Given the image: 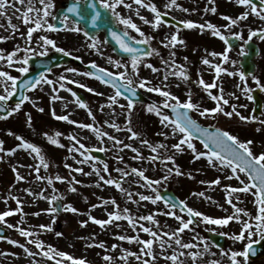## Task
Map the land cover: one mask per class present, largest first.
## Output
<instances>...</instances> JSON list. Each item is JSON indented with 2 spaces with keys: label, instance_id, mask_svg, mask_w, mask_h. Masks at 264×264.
<instances>
[{
  "label": "rangeland",
  "instance_id": "rangeland-1",
  "mask_svg": "<svg viewBox=\"0 0 264 264\" xmlns=\"http://www.w3.org/2000/svg\"><path fill=\"white\" fill-rule=\"evenodd\" d=\"M68 1L52 0L55 7L51 9L52 15L46 18L49 23H54L53 16H55L56 11ZM12 2L13 0H9V6L6 7L5 12L0 13V37H6V39L0 40V51L5 56L15 51L17 47L20 51L16 52L11 67L6 60L0 61V70L7 71L10 75L18 78L23 75L24 73L17 70L22 66L17 61L22 60L26 55L23 49L31 47L35 54H28L29 57H39L43 49L37 44V39L44 35L53 39L57 47L64 48L65 52L63 53L73 55L85 64L95 62L100 68L107 69L112 73L127 71L129 75L132 74V58L118 56L106 41L104 32L94 36L100 51L97 52L90 48L88 45L91 41L83 34L85 29L82 25L79 24L82 29L79 33L69 30L76 26L72 18L67 22L68 29L62 27L56 31H48L46 28L37 30L32 35L31 43H28L26 33L28 27L32 25L22 23L20 19L22 10L27 5V0L23 6L16 3L15 8L11 6ZM45 2L47 3L48 0ZM145 2L155 4L161 13L169 14L176 21L192 20L197 24L212 23L228 38L232 36L231 33L240 32L243 40H239L240 45L238 47L229 50V60L224 61L222 56L210 55L212 52L223 53L226 50L224 42L219 37L213 36L211 30L180 28L178 25L165 22L163 19L164 22L159 27H153L152 24L145 23L140 17L152 21L154 13L136 5L134 0H125V4L132 5L131 9L121 5L117 11L122 16L130 17L146 36L151 37L152 39L147 43L150 46L149 51L156 50L151 56L140 57L138 74L133 76V86L141 89L147 97L162 105H164V98L159 93L148 91V88L161 87L170 91L181 101H185L188 94L191 93L193 103L199 104L201 109H210L215 106L216 101L211 99L208 91H211L213 95H220V88L222 87L223 95L229 101L228 105H223L222 101L220 102L225 111H230L231 106L235 105L236 110L241 115L246 117L255 115L253 113V99L249 100L247 96L251 95L256 87H262L261 94L264 100V41L258 37L252 38L260 47V54L255 59L257 67L254 72V76L259 80V85L252 79L253 76L246 77V81L240 80L238 75L242 71L239 63L242 56L240 48L241 45L244 47L248 41L249 31L264 27V21L255 15H249L246 20L240 21L237 25L225 28L224 25L229 24L230 21L225 20L224 16L237 18L240 13L247 10L245 6L236 4L235 0H214V3L213 0H176L180 7L171 8L165 7L166 4L170 3V0H145ZM32 5L35 8L42 7L39 0H32ZM224 5L228 6V10L223 9ZM211 7H215L217 11L212 13L209 10ZM184 8L189 9V11H183ZM137 10L139 15L136 14ZM131 13L133 16L130 15ZM35 18L36 14L33 13L32 19L35 20ZM9 19H11L12 25L17 26L16 30H13L9 25ZM117 24L124 30V26L118 21ZM177 28L179 29L178 32ZM128 32L129 36L134 38L133 41L141 39L135 30L128 29ZM174 32H177L178 37L184 40V45L177 44L172 48L166 47L162 41ZM53 52L59 51L48 46L47 54ZM173 52L175 53L174 57H170ZM109 58H111V62ZM204 58L209 59L213 65L219 63L228 72L221 73L217 78L214 67L202 63ZM171 60H175L177 66H184L188 75L187 80L171 75V72L177 70V68L169 67ZM163 61H168V63H162ZM232 61L236 63H232ZM116 62L120 63L119 68L115 66ZM149 64L158 71L154 72L152 68L147 67ZM27 67L31 68L29 63ZM67 69H75L76 71H67ZM85 72L88 71L74 62L52 68L50 73L45 75L53 81L51 85L42 82L35 89L32 88L27 91L26 94L30 100L24 101L19 111L0 119V141H3L2 147L5 150L0 152V157H2L0 159V212L13 211L11 215L5 217L4 221H0V224L5 226L10 234L4 241L0 240V264H57V261H60L61 264H72V261L65 257L56 256L54 253L52 258L43 256L41 249L35 247L36 240L43 242V251H48V246L51 245L54 249L66 252L74 258L86 259L88 264H142V260H137L132 255H128L126 260L121 259L125 252L140 254L142 245L137 240L122 241L118 238L119 235L138 236L140 240L154 239L153 251L156 258L153 260L152 257L143 256V259H148L150 264H173V261L165 259L173 253L179 256L176 264H181V262L182 264H214V262L231 264V251H242L247 243L264 239L257 231L251 241L245 239L242 242H234L231 234L241 230L240 222L233 220L226 226H219L207 224L202 218H196L189 229L179 233L177 237L163 236V232L172 233L179 226V221L164 214L173 209L162 200L155 204L150 200H140V195L155 197L164 188H168L174 190L180 200H184L193 209L213 218H223L234 212L232 206L227 202L228 193L224 186L239 187V181L235 178L227 179L226 177L230 175V169L213 167L208 164L206 157L194 160V154L187 149L186 145L183 146L185 149L183 152H177L172 148V145L179 142L180 135H173L169 126L160 123V117L154 112H148L146 109L149 105L133 103V108L128 109V100L123 96L117 97V102L112 103L109 98L115 95L116 90L92 75H84ZM228 73H236V75H229ZM165 75L168 77L167 80L164 79ZM61 76L66 79L60 80ZM201 78L205 83H215L216 87L206 91L199 84ZM142 79L146 82V86L143 88L139 86V81ZM8 83L10 85V82ZM61 83L65 85L64 88L60 87ZM245 84L250 90L247 93L245 92ZM80 85H84V87ZM89 88L93 91H89ZM75 89L85 94L84 103L87 107L79 106ZM0 94H4L3 86H0ZM53 96L58 98L52 99ZM15 105L10 104V108L12 109ZM122 105L124 107H121ZM53 110L57 116L67 115L69 117L67 121H61L63 125H60L59 129L64 130L63 137L55 136L59 145L52 144L48 139L51 137L49 136L50 133L57 131L55 126H52V123L45 119L52 115ZM159 110L161 111V109ZM29 115L31 116L30 125L27 119ZM191 115L201 124L214 125L222 130H227L241 141L252 140L251 147L254 153L258 154L264 151V124L258 122L264 120V110L261 115H255L258 118L257 121L249 122L241 121L235 114L230 118L220 113L206 114L201 117L198 112L191 111ZM169 117L172 118L171 115ZM82 124H91L93 128H83L81 127ZM3 126H13L15 129L10 135L3 130ZM129 127L139 133V136L132 138L128 131ZM22 131L30 137L31 143L41 149L44 162L48 165L47 168L43 167L35 153L17 147L21 141L16 137H25ZM161 133H167V136L161 135ZM71 137H75V139H71ZM111 137H114L115 140ZM142 140H147L153 146L163 144L166 147L158 148L157 152L153 153L147 145L141 143ZM27 141L29 140L27 139ZM192 142L199 151H206L199 143L200 146L194 140ZM126 145H131V147H126ZM133 148L138 151L133 152ZM9 149H15V152L9 153L7 151ZM90 150H100L105 156V160H100L92 155ZM154 155L161 157L174 155L175 165L179 166L183 175H176L175 172L169 175L165 164H167V168H173L172 162L148 159ZM105 165H107V171H104ZM36 168H39L40 177H51L52 183L49 184L47 179H37ZM133 168L142 170L144 176L148 177L149 180H159L160 183H154L151 187L146 186L147 181L133 173ZM76 169H82V171H76ZM17 172L24 177L23 180L16 179ZM124 173H128V175H124ZM237 175L241 179H245L244 174L237 173ZM56 176L64 179L56 180ZM100 176H103L105 180L117 181L123 191L115 185L106 184L100 180ZM163 177H167V179H162ZM217 178H220V185L208 183ZM77 181L79 183H76ZM70 187H74L76 191H70ZM25 189H30L31 194ZM41 192L43 195H40ZM201 192L204 193L203 197L197 195ZM53 195L61 197L63 206L71 204L78 211L76 213L64 211L62 206L63 211L61 213L48 212L47 209L55 207L56 201L49 202ZM236 195L240 196L239 200L235 199ZM232 196L233 202L238 207L246 209L250 213V216H245L243 219L253 223V225L258 223L251 219V216L257 214L253 196L243 192L233 193ZM13 197L20 200L19 205ZM112 199H115L118 208L110 202L107 204L102 202ZM17 209L20 210L17 211ZM124 209H127L128 212L124 213ZM113 211H119L122 216L131 215L136 226L133 227L129 225L127 220L121 219L113 220L111 224L101 227L89 219V216H92L107 220L108 213ZM174 211L185 220L188 219V215L178 209L175 208ZM146 215H152L153 221L140 219ZM82 221H87V224L81 226ZM42 224L50 225V230L39 228V225ZM140 225L150 227L157 232V236L153 238L149 233L143 232ZM20 228L32 232L33 235L30 237L20 235ZM208 232L229 234L224 235L225 247L218 248L207 236ZM56 233H61V235L58 236ZM201 237L205 239H200ZM176 238H179L182 244H192L193 247L181 248L175 244ZM161 239L165 241L163 251L159 246ZM12 240L18 241V244L10 243ZM100 242L104 243V248L99 247ZM20 244L25 245L33 255L29 256L19 246ZM113 245L116 247L113 248ZM222 249L228 255L222 254ZM191 252H197L201 255H198L194 260L190 255ZM105 255L112 256L113 260L105 261L103 259ZM238 259H240L241 264H264V257L258 261H250L248 258L244 260L240 257Z\"/></svg>",
  "mask_w": 264,
  "mask_h": 264
},
{
  "label": "snow or ice",
  "instance_id": "snow-or-ice-1",
  "mask_svg": "<svg viewBox=\"0 0 264 264\" xmlns=\"http://www.w3.org/2000/svg\"><path fill=\"white\" fill-rule=\"evenodd\" d=\"M40 4L42 5L41 8H35L32 5V0H27V5L26 7L23 8L20 19L22 20V23L24 24H31L32 26L28 27L27 33H26V40L28 43H31L32 40V35L35 31L41 30L46 28L48 31H56L57 30V25L55 23H49L47 21V17L52 15L51 9L55 7L54 3L52 0H48L46 3L45 0H39ZM16 3L21 4L22 6L25 5L26 0H13L11 6L15 8ZM134 3L136 5H140L146 9H149L152 13H154V19L152 21H148L144 17H140L142 20H144L145 23H150L152 24L153 27H159L164 21L162 20V15L161 12L157 9L156 5L153 3H146L145 0H134ZM214 3V0H213ZM235 3L241 6H245L247 10L244 12L240 13V15L237 18H232L230 16H224L225 20L230 21L229 24L224 25L225 28H231L232 26L237 25L240 21L246 20L249 15H255L259 17L260 20L264 21V0H260V5H257L256 3L253 2V0H235ZM100 6L109 11L111 13V16L114 17L119 24L124 26L123 31H115L111 30L110 35L112 39L116 41V43L119 45V47L127 53L132 54V59H131V65H132V74L129 75L127 71H122L118 73H111L107 69H101L98 68L95 62H92V67L97 68V71L102 73L101 75L97 76V79L103 81L104 83H111L112 86L116 89L115 95L110 97V101L112 103H116L117 97H120L124 95V93L121 91L120 86L116 83L117 77L120 80L126 81L124 87H126L129 91L132 92V95L135 96V90L133 88L134 80L133 76L137 75V69H138V63L140 60V52L141 49L134 47L132 43L128 42V39H134L132 37H129V32L128 29H133L135 32L139 33L141 39L137 41V43H143L147 44L150 39H152L149 36H146L145 33L140 29V27L137 26L136 23L133 22V20L130 17H125L120 14V12L117 11V8L121 5L131 9L132 5L131 4H125V0H99ZM9 6V0H0V13H4L6 7ZM166 8H171V7H180L176 3V0H170V3L165 5ZM212 13H215L217 9L215 7H211L209 9ZM183 11L188 12L189 9L184 8ZM36 14L35 20L32 19V14ZM68 14H74L75 17L78 19L73 21V23L76 25L75 27L69 29L74 32H81L82 29L79 27V21L84 20L86 17L90 20V23L93 27H99L98 21L101 19V11L97 7L96 0H86V3L81 6L80 0H75L68 8H67V13L64 14L61 17H56L53 16V19H59L61 24L65 29H68V20H69V15ZM137 15H139V11L137 10ZM180 24H182L185 28L187 29H196L198 28L199 30L203 31L204 29H209L211 30V34L215 37H219L220 40L224 42L226 45V50L223 53H216L212 52L210 55L212 56H222L224 61L229 60V55L228 52L231 50L233 47L231 43L229 42L228 36L224 35L220 29L212 24V23H201L197 24L196 22L192 20H182L180 21ZM9 25L12 27L13 30H16L17 26L11 24V19H9ZM179 29L177 28V32ZM177 32L172 33L170 36H167L164 38L162 43L166 47L172 48L175 47L177 44L184 45V40L180 39L177 35ZM85 37H88V39L91 41L90 44L88 45L90 48L95 49L97 52L100 51V49L97 46V40L95 37H90L89 33L85 31L83 33ZM232 37L235 39L243 40V36L240 32H233L231 33ZM264 41V27L253 29L249 31L247 40L251 41L253 37H257ZM6 39V37H0V40ZM37 44L43 49V51L40 52V55H46L48 46H51L53 49H56V51L59 52H65L64 48H59L56 45V42L53 39H50L48 36H39L37 39ZM20 51L19 47L16 48L15 51L10 52L5 56L2 51H0V61L6 60L7 64L9 67L13 65V58L16 56V52ZM23 51L26 53L22 60H18L17 62L20 63L22 66L19 67L17 70L20 73H27L29 71V68L27 67L29 63V55L28 54H35L33 52V49L31 47H26L23 49ZM154 52H156L155 49H152L151 51H148L145 53V55L151 56ZM241 55H246L244 51L243 45H241L240 48ZM67 54V53H66ZM175 53H171L170 57H174ZM187 59V57H185ZM109 61L111 62V58H109ZM162 63H168V61H163ZM202 63L204 65H211L215 69V73L217 78L221 73L228 72L226 68L221 67L219 63L217 64H212V62L204 58L202 60ZM232 63H236L235 61H232ZM116 67H120V63L116 62ZM147 67L152 68V70L158 71V69L153 68L152 65H147ZM170 68H177L176 71L171 72V75L180 77L183 80L188 79L187 72L184 69L183 65L177 66L175 63V60H171V63L169 64ZM67 71H72L75 72V69H67ZM229 75H236V73H228ZM84 75L86 76H91L95 75V73L91 72H85ZM239 78L241 81H246V73L244 71H240L238 73ZM0 86H3L4 88V94H0V101H7L13 93L16 91L17 88V80L18 77L12 76L9 74L7 71L0 70ZM167 75L164 76V79L167 80ZM66 79L65 77L61 76L60 80ZM252 79L256 81V83L259 85V80L257 77L253 76ZM10 82V85L9 83ZM47 83L51 85L53 83L52 80L48 79L43 73L40 74L39 77L35 81H25V86L31 87L35 89L40 83ZM199 84L203 86V88L207 91L209 89H212L216 87L215 83H205V81L201 78L199 80ZM81 87H84V85H80ZM139 86L141 88L146 86L145 80H140L139 81ZM61 88H64L65 85L63 83L60 84ZM89 91H93V89L89 88ZM55 91V90H54ZM69 91H71L69 89ZM148 91H153L156 93H159L161 97L164 98L163 104L167 108H171L173 112L175 113V118H170L168 115L162 114V112L159 110V108L156 105H149L147 107L148 112H154L158 117H160V123L165 126H169L171 128V132L173 135H180V139L178 143H175L172 145V148L175 149L177 152H183L185 149L183 146L186 145L187 149L191 150V152L194 154L193 159H199L201 157H206L207 162L209 165L213 167H220L221 169L223 168H228L230 169V175H228L226 178L227 179H232L235 178L236 180L239 181V187H233L231 185H225V191L228 193V199L227 202L229 205L232 206L234 209V212L232 214H229L226 217L223 218H213L211 216L205 215L204 213L197 211L190 207L184 200H180L179 203V208L181 212H187L188 214V219L185 220L183 217L180 215H177L174 209L177 207L176 203H171L170 198L165 199L159 194H156L155 197L153 196H147V195H140V200H150L153 204H155L157 201L163 200L165 204H168L172 211H166L164 214L167 216L174 217L177 221H179V226L175 229L174 232L169 233L167 231L163 232V236L168 237H177L179 233L184 232L186 229H189L190 225L193 224L195 218H202L204 222L207 224H212V225H219V226H226L229 224L230 221L236 220L240 222L241 224V230L238 233L231 234V238L234 242H242L245 241V239H248L251 241V238L256 234L258 231L261 234V238H264V151H261L260 153H254L252 150V140H246V141H241L236 135L231 134L227 130H222L220 128H216L215 131H209L208 128H202L200 124L197 123L195 119L192 118V116L189 114V111H196L199 113L201 117L205 116L206 114H216L220 113L223 114L226 117H232L234 114L239 117L241 121L244 122H249V121H257L258 118L253 115V116H243L241 115L237 110L236 106L232 105L230 111H225V109L221 106V101L223 105H228L229 101L226 99L223 95V89L222 87L220 88V95H213L211 91H208V95L211 97L213 101H216V104L212 108H203L201 109L200 105L197 103H193L191 99V93L188 94V97L185 101L179 100V98L175 97L170 91L164 90L161 87H150L148 88ZM250 91L247 89V86L245 84V92ZM75 95V93H73ZM58 97L53 96L52 99H57ZM247 99L251 100L253 97L251 95L247 96ZM30 97L27 95H22L21 96V101L17 103L10 112H8V115H11L13 112H17L20 110L21 105L24 101H29ZM77 103L79 104L80 107H87V105L79 100L77 97ZM133 101L131 99H128L127 103V108L132 109L133 108ZM121 107H124L123 105ZM40 111H43V109H40ZM91 115V113H89ZM52 115L59 120H65L67 121L69 117L67 115H60L57 116L55 111H52ZM28 123L30 125L31 123V116H28ZM72 123H76L75 121H71ZM260 124H264V120L258 121ZM81 127L83 128H93L91 124H82ZM113 127H116V125H113ZM128 131L131 133V137L135 138L139 136V133L135 132L132 130L131 127L128 128ZM259 131V129H257ZM194 134H199V138L201 139V143L203 144V148L206 151H199L196 146L194 145L193 141V136ZM47 135V134H45ZM56 135H59V133H56ZM107 135V133H105ZM161 135L167 136V133H161ZM19 141H21L20 144L17 145V147L22 148V149H27L30 150L31 152L35 153L37 157H39L41 164L43 165L44 168H47L48 165L47 163L44 162V157L41 155V149L36 146L33 143H30L26 140H24L23 137L17 136L16 137ZM50 142L54 145H59V141L52 138L48 137ZM71 139H75V137H71ZM111 139L115 140L114 137H111ZM141 143L147 145L153 153L157 152L158 148H165L166 146L163 144H157L155 146L149 144L147 140H142ZM3 141H0V152L5 151L2 147ZM83 147V146H81ZM126 147H131V145H126ZM9 153H14L15 149H9L7 150ZM103 151V149H101ZM133 152H137L138 150L133 148ZM138 158V157H137ZM2 159V157H0ZM149 160H157L160 159L162 162L164 161H170L173 164V168H167V164H165V167L171 175L173 172H175L176 175H183V173L180 171L179 166L175 165V157L174 155H166V156H159V155H154L148 157ZM15 171V169H14ZM35 171L37 172V179H47L48 183H52V178L47 177L43 178L39 176V168H36ZM76 171H82V169H76ZM104 171H107V165L104 167ZM132 172L135 173L136 175L143 177L147 181L148 187H151L154 183L159 184L160 181H152L149 180L148 177L144 176V172L142 170H138L133 168ZM237 173H242L245 176V179H241ZM124 175H128V173H124ZM189 175H191L189 173ZM16 179L17 180H23L24 177L20 176L19 173H16ZM56 180H63V177L56 176ZM162 179H167V177H163ZM100 180H103L106 184L108 185H115L118 189H123L121 188V185L112 179H107L103 176H100ZM76 183H79L78 181ZM210 185L215 184V185H220V178H217L213 181L208 182ZM25 191H28L31 194L30 189H25ZM70 191H76L74 187H70ZM243 192L245 194H251L253 196V203L254 206L257 208V214L254 216H251V219L255 222V225L253 223H249L248 221L244 220L243 217L245 216H250V213L246 209H242L238 207L234 202H233V193H240ZM40 195H43V192L40 193ZM197 195L203 197L204 193H198ZM129 198H131L129 196ZM13 199H16V203L19 205L20 200L16 197H13ZM46 199H48L46 197ZM57 199H61V197H58L56 195H53L50 199L49 202L51 203L52 201H56ZM236 200L240 199L239 195H236L235 197ZM104 204L111 203L112 205L116 206L117 208L119 207L116 205L115 199H112L111 201H102ZM93 207H96V205H93ZM64 211H70L73 213H76L78 210L73 207L71 204L64 205L63 206ZM20 209H17L19 211ZM59 209L57 207H50L47 209L48 212L50 213H55ZM128 210L124 209V213H127ZM11 211H4L0 212V221H4L5 217L11 215ZM89 219L92 220L95 224L100 225L101 227H104L105 225L111 224L113 220H121L125 219L128 221L129 225L135 227L136 222L133 220L131 215H121L119 211H113L108 213V219L103 220V219H97L96 217L89 216ZM140 219L144 221H153V216L152 215H146L141 217ZM87 224V221H82L81 226H84ZM118 226V225H117ZM9 227H12V225H9ZM141 229L145 233H149L151 237L155 238L157 236V232L153 231L150 227H144L143 225H140ZM39 228L44 229V230H50V225H39ZM255 228V230H254ZM20 235L25 236V237H30L33 235L32 232H29L25 230L24 228L19 229ZM58 236L61 235V233H56ZM247 234V236H246ZM224 235H229L225 233ZM120 240H127L129 242L133 240H137L141 245V253H127L125 252L124 256L121 257V259L126 260L128 255L135 256L137 260H142V264H150V261L148 259H143V256H148L152 257L153 260L156 258V254L153 251V245H154V239H145V240H140L138 236H127V235H119L118 237ZM200 239H205L201 237ZM12 244H18V241L12 240L10 241ZM175 244L180 246L181 248H191L193 247L192 244H182L181 240L179 238L175 239ZM21 248L24 249V251L29 255H33V253L25 247V245L20 244L19 245ZM93 246V245H90ZM159 246L160 249L163 251L165 247V241L161 239L159 241ZM35 247L37 249H41V254L47 258H52L53 253L56 256L59 257H65L69 261H72V264H88L86 259L84 258H74L71 255H69L66 252L63 251H58L54 249L51 245L48 246V251H43L44 245L42 241L36 240L35 241ZM99 247L104 248L105 245L103 242L99 243ZM113 248L116 247V245L112 246ZM222 254L228 255L227 252H224L222 249ZM253 251L252 249V243L249 242L245 245L244 250L242 251H231L230 252V261L231 264H241L240 259L238 257L243 258L244 260H247V257L249 253ZM184 254V253H181ZM191 257L195 260V258L198 255H201L200 253L197 252H191L190 253ZM105 261H112L113 257L109 255H105L103 257ZM167 260L173 261V264H176V262L179 259V256L176 253H173L171 256L165 257ZM57 264H61L60 261H57ZM182 264V262H181ZM214 264H218V262H214Z\"/></svg>",
  "mask_w": 264,
  "mask_h": 264
},
{
  "label": "water",
  "instance_id": "water-1",
  "mask_svg": "<svg viewBox=\"0 0 264 264\" xmlns=\"http://www.w3.org/2000/svg\"><path fill=\"white\" fill-rule=\"evenodd\" d=\"M254 3H259L258 0H253ZM73 3V1H70L69 4H66L65 7L66 8H61L59 9V11L57 12L56 17H61L63 14L67 13V8ZM86 3V0H85ZM84 3V4H85ZM97 3V7L99 8V10L101 11L102 15H101V19L98 21L99 27H93L90 23V20L86 17L84 20H80L79 23H82V26L85 27V30L89 33L90 37H93L95 34L99 33L100 31L104 30L105 32V37L107 39V41L111 44V46L113 47L114 51L122 56V57H132L131 53H127L124 52L119 45L116 43V41L114 39H112L111 35H110V31L111 30H115V31H122L119 26H117L115 18L111 16V13L105 9H103L98 1L96 0ZM81 3V6L83 7V5ZM69 18L73 17L75 20H77L78 18L75 17L74 14H68ZM167 20L171 21L167 16L165 17ZM56 25H57V29H60V27L62 26L61 22L59 19H56ZM179 25L182 26V24L179 23ZM128 39L129 43H132V40L129 38ZM229 42L231 43V45L233 47L237 46L239 44L238 40L231 37L229 38ZM134 47H137L139 49H141V52L139 55H145L146 52H148V46H145L144 44L141 43H132ZM246 47L248 49V52L246 53V55H243V60L240 62L244 72L246 73V75L249 74H254V70L256 68V63H254V59L255 57L259 54V48L258 45L252 41V42H248L246 44ZM72 61L76 62L77 64H81V61L71 57L69 55H65V54H60V53H53L50 55H45V56H41L40 58L37 57H30L29 58V62L32 66V69L30 70V72H27L22 78H20L17 81V88L16 91L13 93L12 97L5 101L6 105L4 107L3 110H0V112L3 115H7L8 112H10L8 110V106L10 103L15 104V103H19L21 101V96L22 95H26V91L28 89H30L31 87H27L25 86V81H35L37 79V77L40 76L41 73H43L45 75V73H48L52 67L54 66H59L62 63H71ZM87 70H90L92 73H95L96 76L101 75L102 73L97 71V68H93L92 64H88L86 65ZM116 83L120 86L121 91L124 93L123 96H125L128 99H131L134 102H144V103H148V102H152L151 99L147 98L139 89H134L135 90V96L132 95V92L129 91L126 87H124V83L122 80H120L118 77L116 79ZM111 84V83H110ZM112 85V84H111ZM260 89L255 90V92L253 93L254 95V100H255V111L257 113H261L262 112V99L260 97ZM169 112H171V114L175 117V113L173 112V110L171 108H166ZM190 114V111H189ZM1 117V115H0ZM198 123V122H197ZM199 124V123H198ZM202 128H208L209 131H215V127H207V126H202L200 125ZM194 137H196L198 140L201 141V139L199 138V134H194ZM95 155H99L101 158H104L103 155H101L98 151L94 152ZM160 195L162 197H164L165 199H169L170 198V202L171 203H176L177 207L179 208V200L176 196V194H174L172 191L169 190H163V192L160 193ZM57 204V208L59 209L58 211L61 212V201H56ZM6 236H8V232L5 228L0 226V237L5 238ZM208 236H210L211 240L214 241L216 243L217 246L223 247L224 245V237L222 235H216L213 233H208ZM252 249L253 251H251L249 253V258L253 259V260H258L261 259L262 256L264 255V241L258 242V243H253L252 244Z\"/></svg>",
  "mask_w": 264,
  "mask_h": 264
},
{
  "label": "trees",
  "instance_id": "trees-1",
  "mask_svg": "<svg viewBox=\"0 0 264 264\" xmlns=\"http://www.w3.org/2000/svg\"><path fill=\"white\" fill-rule=\"evenodd\" d=\"M46 120L50 121L52 124L51 125H55L57 128H59L60 126L58 125L59 122L55 121V120H51L49 118H45ZM60 130V129H59Z\"/></svg>",
  "mask_w": 264,
  "mask_h": 264
},
{
  "label": "bare ground",
  "instance_id": "bare-ground-1",
  "mask_svg": "<svg viewBox=\"0 0 264 264\" xmlns=\"http://www.w3.org/2000/svg\"><path fill=\"white\" fill-rule=\"evenodd\" d=\"M130 15H132V16H133V13H131ZM126 16H128V15H126Z\"/></svg>",
  "mask_w": 264,
  "mask_h": 264
}]
</instances>
